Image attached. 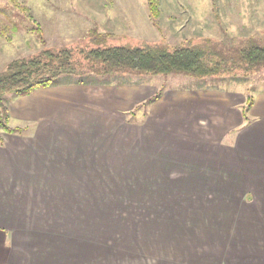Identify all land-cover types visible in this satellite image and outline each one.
I'll return each mask as SVG.
<instances>
[{"label":"crops","instance_id":"0c3cea01","mask_svg":"<svg viewBox=\"0 0 264 264\" xmlns=\"http://www.w3.org/2000/svg\"><path fill=\"white\" fill-rule=\"evenodd\" d=\"M128 79L63 82L10 99L9 125L24 130L0 131V264H264L263 234L215 230L229 209L239 226L252 214L253 227L264 228V91L254 93L247 123V97L236 89L164 88L145 105L157 84ZM135 148L145 170L165 165L162 151L190 165L206 191L174 187L187 175L171 173L162 187L143 188L142 207L113 209L104 195L134 192L102 181L135 179L120 171L133 167ZM102 206L123 237L86 234ZM124 211L126 223H117ZM99 218L90 229L102 227Z\"/></svg>","mask_w":264,"mask_h":264},{"label":"rangeland","instance_id":"374dc122","mask_svg":"<svg viewBox=\"0 0 264 264\" xmlns=\"http://www.w3.org/2000/svg\"><path fill=\"white\" fill-rule=\"evenodd\" d=\"M156 4L159 12L156 17H152L147 0H0V72L6 69L10 61L36 54L45 48L71 47L81 57L80 48L97 45L95 38L99 34L106 35L105 44L158 41L173 46L188 41L197 44L209 40L211 44L226 48H233L241 40L249 37L264 39V0H156ZM93 75L61 77L60 80L77 81L83 77L99 81L103 79L120 81L128 78V80H149L150 85L157 84L159 91L177 87L197 89L200 85L207 84L218 89H236L245 93L246 97L254 95L257 91H264V70L255 72L247 78L216 77L205 82L183 74L168 76L127 74L126 76L111 75L92 78ZM16 95L15 93L5 95V101L9 103L10 99ZM133 114L135 122L141 119V106L139 110H134ZM230 136L225 135L223 138L226 140ZM136 137L134 136V140L138 141ZM135 153L133 167H129L126 171V167L120 165L123 176L129 172L128 174L132 173L135 179L118 177L117 180L102 181V186L118 187L121 193L122 191L134 192L129 196L104 195L103 199L110 198L115 203L113 209L125 210L129 203L138 204L137 208L142 207L145 199L148 198L142 193L143 188L162 187L161 185L165 182H171L169 180L173 179L174 176H171L173 175L171 173L175 176L179 173L187 175L183 179L177 176L179 180L175 179L174 187H192L206 191L202 189H205L203 178L197 176L202 174L196 170L194 172L188 164L175 163L174 157L168 153L159 152V159L165 165L160 164L155 171L143 168L144 159L140 154L141 149L135 148ZM160 168L163 170L160 171ZM190 173L195 179H189ZM230 206L237 207L236 204ZM102 209H104L102 213H94L96 217H92V221L85 230L86 234L91 237L99 235L103 243L123 237L121 234H124V227L108 225L103 217L111 213L107 211L110 209L107 206H102ZM235 212L238 213L236 210ZM123 213L126 218L120 217V220L116 218L117 223H126L127 211ZM223 214L224 219L226 218L225 222L223 225L219 224L218 229L215 230L221 231L224 235H230V238L253 232L257 236L264 235V228L255 225L253 227L255 222L249 220L252 219V214L246 217L247 220L244 218L242 222L247 226L243 227L239 226V220L228 218L231 209L225 210ZM247 214L249 213L246 212ZM97 218L102 219V222L99 221L102 227L90 229ZM162 222L166 223V218H162Z\"/></svg>","mask_w":264,"mask_h":264},{"label":"trees","instance_id":"16d2710c","mask_svg":"<svg viewBox=\"0 0 264 264\" xmlns=\"http://www.w3.org/2000/svg\"><path fill=\"white\" fill-rule=\"evenodd\" d=\"M152 17L158 15L156 0H147ZM97 45L80 48L81 57L71 47L45 48L40 52L17 58L0 72V131L22 133L24 128L9 125V103L5 95H28L37 87L59 83L98 84L107 81L90 78L72 81L61 77L111 75H164L183 74L197 81L212 78H247L264 70V39L249 37L233 48L191 41L169 46L158 41H142L137 44H105L106 35L96 36ZM211 44V45H210ZM85 62V63H84ZM89 70L91 72H89ZM239 76V77H238ZM213 87L209 85H200ZM162 90L148 99V105L160 97ZM254 103V95L247 96L243 114L247 123ZM141 106V105H140ZM138 109V108H137ZM135 109V110H137ZM134 111L131 112L133 114ZM1 140V138H0Z\"/></svg>","mask_w":264,"mask_h":264}]
</instances>
